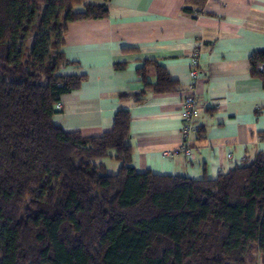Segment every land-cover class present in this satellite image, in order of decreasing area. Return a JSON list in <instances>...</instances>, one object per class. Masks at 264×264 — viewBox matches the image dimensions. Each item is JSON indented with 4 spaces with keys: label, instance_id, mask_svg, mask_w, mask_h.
<instances>
[{
    "label": "trees",
    "instance_id": "trees-1",
    "mask_svg": "<svg viewBox=\"0 0 264 264\" xmlns=\"http://www.w3.org/2000/svg\"><path fill=\"white\" fill-rule=\"evenodd\" d=\"M79 2L0 0V264H250L253 253L264 264V152L215 178L138 172L128 109L96 136L53 122L85 79L57 73L67 24L108 15L104 3L72 10ZM249 61L264 84V48ZM148 65L154 91L170 90L156 61L139 73ZM110 152L115 173L95 162Z\"/></svg>",
    "mask_w": 264,
    "mask_h": 264
},
{
    "label": "crops",
    "instance_id": "crops-1",
    "mask_svg": "<svg viewBox=\"0 0 264 264\" xmlns=\"http://www.w3.org/2000/svg\"><path fill=\"white\" fill-rule=\"evenodd\" d=\"M106 7L104 18L67 24L61 51L68 64L57 73L85 79L61 96L56 125L96 136L112 128L119 108L128 109L132 165L160 175L215 178L264 152V84L249 61L264 48V0H108ZM194 51L200 52L195 81L189 75ZM145 60L164 67L170 90L154 91V68L139 73ZM189 94L199 103L192 119L197 130L182 140L181 103ZM183 142L189 155L162 154ZM104 158L95 162L106 170Z\"/></svg>",
    "mask_w": 264,
    "mask_h": 264
},
{
    "label": "built area",
    "instance_id": "built-area-1",
    "mask_svg": "<svg viewBox=\"0 0 264 264\" xmlns=\"http://www.w3.org/2000/svg\"><path fill=\"white\" fill-rule=\"evenodd\" d=\"M199 60H200V52L199 51H194L191 55V60H190V70H189V75L192 80L195 81V79L199 75ZM182 110L180 113V117L183 120L182 126H181V131H180V136L182 140L186 138V136L194 130H197V128L194 126L192 119L193 116H195L198 111H199V103L196 100L195 96L193 94H189L184 98V100L181 103ZM60 107V103L56 104V108ZM178 151H182L186 155H189L191 153V148L186 144L182 143V145L173 151L170 150H164L162 151V154L166 157H173ZM231 154H228V157L230 158Z\"/></svg>",
    "mask_w": 264,
    "mask_h": 264
},
{
    "label": "rangeland",
    "instance_id": "rangeland-1",
    "mask_svg": "<svg viewBox=\"0 0 264 264\" xmlns=\"http://www.w3.org/2000/svg\"><path fill=\"white\" fill-rule=\"evenodd\" d=\"M88 3H104L106 4V1L103 0H81L79 3H74L72 4V10H76L81 6H84ZM44 8V5H42ZM64 10L61 11L60 13V24L62 23V16H63ZM55 50H51V53H54ZM104 159H107V167H106V173H115L117 172L120 162L116 160L114 157L106 156ZM250 264H260V255L257 253H253L252 261Z\"/></svg>",
    "mask_w": 264,
    "mask_h": 264
}]
</instances>
